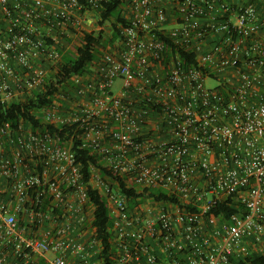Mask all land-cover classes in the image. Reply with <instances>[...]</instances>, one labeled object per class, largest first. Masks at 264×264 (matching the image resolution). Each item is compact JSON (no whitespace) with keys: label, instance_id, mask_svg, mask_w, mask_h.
Listing matches in <instances>:
<instances>
[{"label":"built area","instance_id":"built-area-1","mask_svg":"<svg viewBox=\"0 0 264 264\" xmlns=\"http://www.w3.org/2000/svg\"><path fill=\"white\" fill-rule=\"evenodd\" d=\"M107 1L0 0V102L44 89L78 37L101 30L97 10ZM258 1H128V23L113 45L39 112L48 125L76 126L81 147L101 155L128 187L175 200L129 198L98 169L87 183L73 139L62 145L58 132L30 122L0 126V264H102L90 185L110 204L113 264L264 258ZM180 50L197 63L186 64ZM117 79L123 85L114 93ZM229 201L233 213L210 215Z\"/></svg>","mask_w":264,"mask_h":264},{"label":"trees","instance_id":"trees-1","mask_svg":"<svg viewBox=\"0 0 264 264\" xmlns=\"http://www.w3.org/2000/svg\"><path fill=\"white\" fill-rule=\"evenodd\" d=\"M128 1L130 0H108L97 10V14L100 16L98 28L101 30L91 33L84 32L78 37L79 44L74 43L72 51L62 54L57 70H55L54 73L51 72L48 76V83L45 85L44 89L34 92V98H28L13 103L0 102V126L9 123L12 128L19 130L23 123L30 122L35 128L44 127L58 132L61 137L62 145H64L66 141L73 139V150L76 153L77 162L82 166L87 183L92 179L93 169H98L102 176L110 177L113 181H116L121 191L129 198H152L153 200L160 201L175 200L167 193L160 190L139 191L135 187H128L127 181L123 177L104 166L101 155L81 147L80 135L75 133L77 129L76 126L55 127L53 125H48L44 123V116L39 113L43 107L53 105L57 95L68 86L71 78L90 72L92 63L97 59V54L104 45L103 39L106 22H110L113 29V35L109 42L113 43L118 38L119 25H126L128 23L127 19L123 17V6ZM167 43L170 44L169 41H167ZM173 47L175 49L174 45ZM180 54L186 64L197 63L194 54L183 50H180ZM88 195L94 206L90 230L93 231L94 238L100 242L101 251L99 253V258L102 264H113V221L108 198L91 185L88 188ZM229 204L230 201L218 204L210 212V215L220 216L222 213H233V209L230 208ZM251 262L254 264H262L264 258L258 257Z\"/></svg>","mask_w":264,"mask_h":264},{"label":"rangeland","instance_id":"rangeland-1","mask_svg":"<svg viewBox=\"0 0 264 264\" xmlns=\"http://www.w3.org/2000/svg\"><path fill=\"white\" fill-rule=\"evenodd\" d=\"M96 18H94V20L92 21L93 24L95 23V25L97 26V21ZM113 35V29H112V26L110 23L107 24V26L105 27V34H104V45H103V49L106 50L108 46H112L113 43L109 42L110 38L112 37ZM102 54V51L100 50L97 54V58L100 57V55ZM49 73L51 74V72L49 71ZM49 74V75H50ZM218 84V81L216 80H213V79H208L207 80V86L210 87V88H214L216 87ZM122 85H123V81L121 79H117L114 83V88H113V92L114 93H118L119 90L122 88ZM68 86H66L65 88H67ZM63 92H65V89L63 90ZM89 230V229H88Z\"/></svg>","mask_w":264,"mask_h":264},{"label":"crops","instance_id":"crops-1","mask_svg":"<svg viewBox=\"0 0 264 264\" xmlns=\"http://www.w3.org/2000/svg\"><path fill=\"white\" fill-rule=\"evenodd\" d=\"M242 0H230V2L232 3H240ZM258 6L260 7V9L264 10V0H259L258 1ZM234 261L237 264H242L245 261L244 256L240 255L239 253L234 254Z\"/></svg>","mask_w":264,"mask_h":264}]
</instances>
